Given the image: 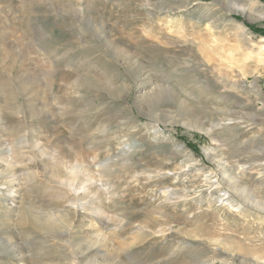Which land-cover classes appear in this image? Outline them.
<instances>
[{"label":"rangeland","instance_id":"374dc122","mask_svg":"<svg viewBox=\"0 0 264 264\" xmlns=\"http://www.w3.org/2000/svg\"><path fill=\"white\" fill-rule=\"evenodd\" d=\"M262 99L264 0H0V264H252Z\"/></svg>","mask_w":264,"mask_h":264},{"label":"bare ground","instance_id":"6f19581e","mask_svg":"<svg viewBox=\"0 0 264 264\" xmlns=\"http://www.w3.org/2000/svg\"><path fill=\"white\" fill-rule=\"evenodd\" d=\"M222 83L224 84V85H228V83L227 82H225V81H222ZM231 88H233L234 86L233 85H231L230 86ZM257 95H259L260 93H256ZM222 95V94H221ZM223 96H225V94L223 95ZM222 96V97H223ZM262 103H263V111H264V100L262 99ZM259 116L260 115H258V120H255L256 119V117H257V115H256V117H254L253 119H250V120H246V119H244V117L243 116H241L239 119H241V120H244L243 121V123H249L250 122V125H260L259 124V122L260 121H262L263 119H261V118H259ZM263 116V115H262ZM252 118V117H251ZM238 119V118H237ZM252 121V122H251ZM240 124L239 123H237V124H235V125H233V126H231V127H228V126H225L224 127V129H227L228 128V130H230V131H232L233 129H235V128H237L238 126H239ZM255 127H258V126H255ZM261 127V126H260ZM201 130H204V129H201ZM209 136H210V133H208V131H206V130H204ZM218 146V145H217ZM210 157H214V158H216L217 160H216V164H217V167H218V171H219V173L222 175V176H224L225 178H226V186H227V188L229 189V190H231L232 192H234L235 194H237V196L239 197V198H241V199H243V200H246L247 201V204L250 206V207H255V208H257V209H259V206H260V203H258V200H257V202H255L251 197H250V195H248L246 192L247 191H245V189L243 190V189H241V188H239V183H238V179H237V174H234V172L233 171H235L237 168H233V167H231V166H229V165H226L225 163H226V159H225V157H224V152H222V150L221 151H216L215 153H213V154H211V155H209ZM224 161V163H222ZM52 171H56V174H58V170H52ZM237 171L239 172V171H246V169L245 168H238L237 169ZM243 173V172H242ZM225 182V181H224ZM226 188V189H227ZM236 197V196H235ZM240 201V200H239ZM245 201V202H246ZM248 202H250V204L248 203ZM243 204V203H242ZM247 205V206H248ZM245 206V205H244ZM246 206V207H247ZM258 206V207H257ZM264 207V206H263ZM252 210V209H251ZM261 210V209H260ZM247 214V213H246ZM249 216V215H248ZM236 258V257H235ZM232 260L234 261V258H232ZM254 260V259H253ZM248 261V260H247ZM252 264H264V256L263 257H258L257 259H256V261H252Z\"/></svg>","mask_w":264,"mask_h":264}]
</instances>
